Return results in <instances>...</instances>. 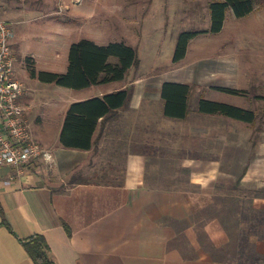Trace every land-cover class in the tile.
<instances>
[{
    "label": "crops",
    "instance_id": "0c3cea01",
    "mask_svg": "<svg viewBox=\"0 0 264 264\" xmlns=\"http://www.w3.org/2000/svg\"><path fill=\"white\" fill-rule=\"evenodd\" d=\"M232 15L236 21L243 19ZM227 16L222 31L214 35L223 32ZM209 26L210 20L206 29ZM174 76L162 81L154 94L139 91L140 85L133 82L129 106L99 122L90 150L63 148L58 136L51 139L44 133L35 139L52 151L51 163L36 160L15 180L8 178L14 171L1 170L0 223L7 221L14 234L0 226V264H33L18 241L33 234L45 238L56 264H264V140L255 146L259 154H251L254 124L264 119V112L240 100L232 104L229 96L241 95L218 90H240L247 97L248 88H240L238 81L205 83L184 70ZM122 82L86 88L95 90L76 101L124 89ZM164 82L190 86L185 120L164 117ZM261 91L253 96L255 101H264ZM200 98L253 110L256 120L246 123L198 113ZM151 102L161 104L159 122ZM255 131L263 134L264 127L256 126ZM159 151L181 153L174 166L187 171L184 187L154 185L148 160ZM238 181L239 188L258 194L226 190ZM237 197L259 215L258 235H247L251 221L240 217L238 238H232L218 217L211 216L199 231L203 215L217 211L216 202Z\"/></svg>",
    "mask_w": 264,
    "mask_h": 264
},
{
    "label": "rangeland",
    "instance_id": "374dc122",
    "mask_svg": "<svg viewBox=\"0 0 264 264\" xmlns=\"http://www.w3.org/2000/svg\"><path fill=\"white\" fill-rule=\"evenodd\" d=\"M214 1L217 0H0V17L14 31L15 76L26 89L23 103L28 107L34 137L38 139L46 133L51 139L57 138L58 122L63 121L68 106L95 90H72L43 83L29 73L30 66L37 72H66L69 47L81 39L98 45L123 42L137 50L138 63L120 83L132 88L131 99L133 82L140 85L139 91L154 94L162 81L174 79V72L184 70V74L205 83L238 81L240 88H248L249 95L244 97L246 94L242 95L245 92L241 91L238 99L232 96L226 99L232 104L240 100L241 104L252 105L255 111L264 112V101L253 98L262 92L261 89L264 94V1L257 3L252 14L241 20H234L228 10L220 35H197L190 42L186 60L180 64L172 62V45L178 34L205 30L210 20L209 5ZM141 85L144 87L140 89ZM221 97L225 99L226 96ZM193 103L192 98L191 107ZM150 110L155 112L159 122L161 104L151 102ZM192 123L195 124V120ZM256 126L264 127V119L260 118L254 124L253 155L259 154L255 146L264 140V133L256 132ZM246 153L249 155L250 152ZM180 155L179 152L159 151L148 160L154 185L184 187L187 171L181 172L174 166ZM224 200L214 204L216 212L203 215L204 221L198 224L199 231L212 216L220 218L232 238L239 234L235 229L238 204L229 198Z\"/></svg>",
    "mask_w": 264,
    "mask_h": 264
},
{
    "label": "trees",
    "instance_id": "16d2710c",
    "mask_svg": "<svg viewBox=\"0 0 264 264\" xmlns=\"http://www.w3.org/2000/svg\"><path fill=\"white\" fill-rule=\"evenodd\" d=\"M263 1L217 0L212 2L209 5V28L201 31L194 30L179 33L172 54V62L174 64L179 63L185 58L190 41L197 35L221 32L228 10L232 11L235 18H244L253 12L257 3L263 4ZM28 61L30 64L33 63L31 59ZM138 61L137 50L123 42H110L106 45H98L91 40L81 39L72 43L69 47L66 72H37L33 66H30L29 73L31 77L37 78L43 83L55 84L72 90H82L95 85L124 81L129 71L135 67ZM218 90L232 95H241L243 93L240 90L230 88H218ZM189 95V85L164 82L160 89L164 117L185 120L189 113ZM131 96L132 88L125 87L102 96L71 103L65 111L60 127L58 135L59 145L68 149L90 150L94 144L93 138L99 122L104 123L111 119L116 111L127 108ZM197 112L206 115H220L246 123H254L257 117L253 110L203 98L198 100ZM226 190L241 193L246 191V194H252V196L258 194L255 190L239 188V181L234 187H227ZM229 200L238 204L237 211L235 210V214L238 217L243 221L248 219L251 221L246 234L258 235L259 230L257 228H260L259 215L250 207L240 206L243 202L238 197ZM0 226L5 227L11 234H14L7 221L3 220ZM18 241L33 264H56L42 235L33 234L27 238H18Z\"/></svg>",
    "mask_w": 264,
    "mask_h": 264
},
{
    "label": "built area",
    "instance_id": "2783aa9c",
    "mask_svg": "<svg viewBox=\"0 0 264 264\" xmlns=\"http://www.w3.org/2000/svg\"><path fill=\"white\" fill-rule=\"evenodd\" d=\"M13 39V29L0 17V172L14 171L9 180L22 175L34 161L51 163L54 157L31 132L28 107L23 103L26 89L15 76Z\"/></svg>",
    "mask_w": 264,
    "mask_h": 264
}]
</instances>
